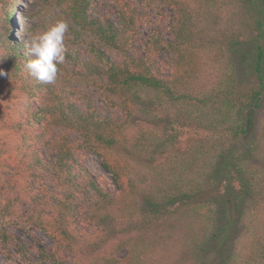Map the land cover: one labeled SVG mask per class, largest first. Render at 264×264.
Segmentation results:
<instances>
[{
    "label": "trees",
    "instance_id": "obj_1",
    "mask_svg": "<svg viewBox=\"0 0 264 264\" xmlns=\"http://www.w3.org/2000/svg\"><path fill=\"white\" fill-rule=\"evenodd\" d=\"M17 1L0 0V86L18 97L14 116L0 120L15 139L0 145L5 261L146 264L159 242L147 235L174 226V213L187 220L193 263L264 264V0H113L111 10L106 0H30L17 10L28 21L21 40L9 27ZM231 4L252 31L211 29L203 37L199 11ZM60 18L69 24L65 62L55 83L42 84L26 68V44ZM215 37L234 72L209 89H187L203 51L224 53ZM144 89L156 98H143ZM175 105L191 119L213 110L206 136L186 152L177 149L185 124L175 119L161 133H130L143 115ZM160 121L152 117L154 127ZM166 151L167 175L138 194L128 156ZM81 152L99 160L116 192L101 186ZM111 221L120 228L107 235Z\"/></svg>",
    "mask_w": 264,
    "mask_h": 264
},
{
    "label": "rangeland",
    "instance_id": "obj_2",
    "mask_svg": "<svg viewBox=\"0 0 264 264\" xmlns=\"http://www.w3.org/2000/svg\"><path fill=\"white\" fill-rule=\"evenodd\" d=\"M29 1L30 0H18L17 8L12 15L13 21L11 25H9V27L11 29L12 36L17 40H21L26 36L25 29L28 25L27 19L24 18L17 10L24 8ZM112 5L113 0L105 1L106 10H111ZM233 5L231 4L228 6H223L222 8H216L212 10L202 9L199 11L197 19L200 22L198 26L204 34L203 37L207 36L209 34V30L211 29L232 28L236 32H242L244 35L249 34L252 31L250 26L248 25V21L239 17V15H236V9ZM164 16V24L166 26L170 20V13L167 8L165 9ZM167 33L168 30L165 31V34ZM215 39L217 45H220L222 43L221 39L217 37H215ZM220 46L221 48H219V50H222L224 52L223 54L216 53L214 51V48L209 49V52H202L203 54H201L198 62L199 68L197 70V73L192 80V85L187 86V89H190L193 85H196L198 89H209L210 87L215 85L216 81L220 79L224 73L234 72V65L227 55L228 52L226 47H223L222 45ZM239 73L240 77L244 79V74H242L240 71ZM242 89H244V87H242ZM13 91H9L8 87H5V89H3V87L0 86V120L9 121L10 118H12L15 114L18 97H16L17 95H15ZM148 95L156 98V94H147V91L145 89L141 93V96L143 98L149 97ZM167 108L168 109L166 110H162L160 107H156L153 114L151 113V116L143 115V119H145L146 121L138 122L136 125H134L135 127H130V133H134L136 129L140 127L145 128V132L149 134L153 133L154 131L161 133L162 131L160 130V126L163 125L164 121L175 119L179 123L185 124L184 135L181 139V143L177 148L181 152H186L188 150V147L191 144H194L197 139L206 136L208 130L207 128L205 129V126L209 121V117L213 113L212 109L210 110L208 107H202L200 111H198V117L192 114V116L196 118L191 119L188 117H184V112L187 109L181 110V107L177 105L173 107L169 106ZM260 113H264V97ZM177 114L179 115L177 116ZM152 117H154V120L160 118L163 121L156 122L160 125L154 127L152 123ZM14 140V137L9 133L8 130H6L5 128H0V145L11 144L12 142H14ZM168 154L169 152L166 151L164 153L154 155V157H150L149 153L142 152L134 153L132 156H128L127 161H132L130 173H133L132 178H134L137 182L138 194H143L144 192L149 190L154 182V178L158 177L160 173L167 175L165 164L168 160ZM124 158L126 159L127 156L125 155ZM79 159L98 179V182L103 188H107L112 192H116L117 188L111 176L104 168H102L99 160L94 155L81 152L79 154ZM128 165L130 164L128 163ZM169 219L176 222V224L172 227L166 226L164 224L159 225L157 228V232H149V234L147 235V240L152 238L154 240L158 239L159 242H157L156 246L153 248V253L155 254L151 258V260L147 259L146 264H195L193 263L192 249L190 247V244L188 243L189 239L187 234L188 229L186 228V218L182 217L180 221L177 222L176 215L173 213V216H170ZM246 221L249 222L248 219ZM118 225L119 224H114V221L108 222L107 225H104L106 226V234L112 235L114 229L119 231L120 227ZM13 230L17 234L24 236V234L17 227H13ZM90 231L94 234L97 232L96 228L92 226L90 227ZM37 235L43 242L49 243V238L43 232L38 231ZM245 239L246 237H244L243 232L239 234V241H243ZM86 247L88 248V245H86L85 248ZM0 264H9L7 261H5L1 253Z\"/></svg>",
    "mask_w": 264,
    "mask_h": 264
},
{
    "label": "clouds",
    "instance_id": "obj_3",
    "mask_svg": "<svg viewBox=\"0 0 264 264\" xmlns=\"http://www.w3.org/2000/svg\"><path fill=\"white\" fill-rule=\"evenodd\" d=\"M68 31V22L60 18L30 36L26 47L31 58L27 61L26 68L38 82L55 83L58 65L65 62L67 51L65 37ZM0 75L4 73L0 71Z\"/></svg>",
    "mask_w": 264,
    "mask_h": 264
}]
</instances>
